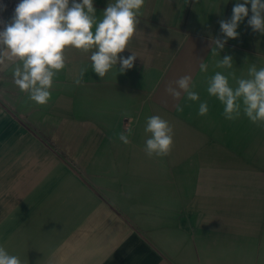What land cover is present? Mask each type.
<instances>
[{
	"label": "crops",
	"instance_id": "obj_1",
	"mask_svg": "<svg viewBox=\"0 0 264 264\" xmlns=\"http://www.w3.org/2000/svg\"><path fill=\"white\" fill-rule=\"evenodd\" d=\"M109 2L94 0L98 19ZM237 2L145 0L120 54L138 56L134 67L101 79L70 48L46 105L15 85V65L0 66V247L22 264H264V124L243 111L225 119L207 92L218 71L264 67V34L248 18L223 50L211 44ZM225 55L231 69L216 66ZM183 75L198 101L165 92ZM152 115L173 126L166 157L144 151Z\"/></svg>",
	"mask_w": 264,
	"mask_h": 264
},
{
	"label": "clouds",
	"instance_id": "obj_2",
	"mask_svg": "<svg viewBox=\"0 0 264 264\" xmlns=\"http://www.w3.org/2000/svg\"><path fill=\"white\" fill-rule=\"evenodd\" d=\"M145 0H114L97 18L94 0H19L9 21L0 20V66L15 65L13 78L21 92L37 105H46L51 99L54 77L66 66V51L75 49L88 54L92 71L101 79L114 67L123 74L134 67L138 56L132 51L128 57L120 55L129 50V43L138 31V15ZM250 5V8L248 7ZM4 6L0 5V12ZM218 11V10H217ZM251 12V16H249ZM247 19L253 32L264 34V0H243L232 8L227 20H220L223 38H214L211 44L223 50L229 39H237L240 24ZM94 29V31H93ZM219 52V51H218ZM218 68L231 69L233 58L225 55ZM207 71V65L201 64ZM87 71L80 68L74 83L79 85ZM229 76L235 80L230 84ZM190 75H183L170 82L165 92L179 101L185 95L189 101H198L199 94L193 90ZM207 92L223 105V115L234 120L243 114L253 124H264V67L255 64L248 68V78H236L216 72L208 80ZM178 110L182 111L179 104ZM207 102L199 104L198 114L207 115ZM144 151L148 157H166L174 145V129L169 121L159 115L147 118ZM128 134L119 133V140L130 143ZM0 264H22L18 256L10 255L0 247Z\"/></svg>",
	"mask_w": 264,
	"mask_h": 264
},
{
	"label": "trees",
	"instance_id": "obj_3",
	"mask_svg": "<svg viewBox=\"0 0 264 264\" xmlns=\"http://www.w3.org/2000/svg\"><path fill=\"white\" fill-rule=\"evenodd\" d=\"M18 3L19 0H0V5L4 6V11L0 12V20L9 21L11 17L10 15L13 14ZM0 30H2V26H0ZM50 145H52L56 151L58 150V148L52 142H50Z\"/></svg>",
	"mask_w": 264,
	"mask_h": 264
}]
</instances>
